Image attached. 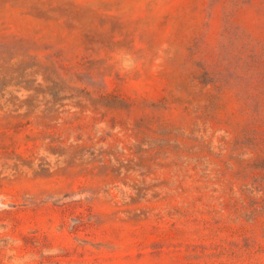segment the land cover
<instances>
[{
  "label": "rangeland",
  "instance_id": "374dc122",
  "mask_svg": "<svg viewBox=\"0 0 264 264\" xmlns=\"http://www.w3.org/2000/svg\"><path fill=\"white\" fill-rule=\"evenodd\" d=\"M0 264H264V0H0Z\"/></svg>",
  "mask_w": 264,
  "mask_h": 264
}]
</instances>
